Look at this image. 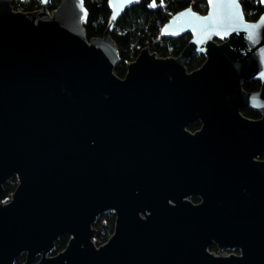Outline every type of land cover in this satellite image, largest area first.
<instances>
[{"label":"water","instance_id":"obj_1","mask_svg":"<svg viewBox=\"0 0 264 264\" xmlns=\"http://www.w3.org/2000/svg\"><path fill=\"white\" fill-rule=\"evenodd\" d=\"M48 2L0 0V264H264V14L247 20L241 0L181 10L162 34H190L183 52L145 47L121 77L110 29L88 38L85 0ZM139 2L110 0L112 24ZM105 212L115 229L97 245Z\"/></svg>","mask_w":264,"mask_h":264},{"label":"trees","instance_id":"obj_2","mask_svg":"<svg viewBox=\"0 0 264 264\" xmlns=\"http://www.w3.org/2000/svg\"><path fill=\"white\" fill-rule=\"evenodd\" d=\"M62 0H49L48 9L55 10ZM110 0H85L88 8V16L84 22L88 38L103 37L106 30L110 29L113 39L117 41L120 50V62L115 72L121 77L127 74L128 64L136 59L143 48L148 47L158 56L172 57L180 55L185 46L190 42L192 36L183 34L181 37H166L162 34L164 24L167 23L174 14L189 7H194L200 13L208 10L206 0H140L136 5L129 7L112 24V9L109 6ZM247 19L257 20L264 13L261 0H241ZM203 2L205 9H201ZM155 5V6H153ZM14 9L23 11H35L42 7V0H13ZM206 61L203 53L197 52L190 57L188 69L195 70ZM261 83L251 80L244 84L248 91L259 90ZM244 114L250 118L259 114L255 110L244 109ZM197 125H192L195 130ZM17 178L5 184L6 195H10L16 189ZM95 223L97 228L96 242L102 245L114 232L116 216L114 212H105L99 216ZM69 243L67 235L61 236L56 243L54 254L59 253ZM26 255L17 259V264H22Z\"/></svg>","mask_w":264,"mask_h":264},{"label":"flooded vegetation","instance_id":"obj_3","mask_svg":"<svg viewBox=\"0 0 264 264\" xmlns=\"http://www.w3.org/2000/svg\"><path fill=\"white\" fill-rule=\"evenodd\" d=\"M261 4H262V2H261ZM262 6H263V4H262ZM264 7V6H263ZM245 14H246V12H245ZM264 13H262L261 15H263ZM260 15V16H261ZM259 16V17H260ZM247 17V16H246ZM259 19V18H258ZM257 19V20H258ZM247 20H250V21H257V20H251V19H247ZM252 80H255V79H252ZM255 81H259L260 83H261V86H262V82L260 81V80H255ZM250 82V81H249ZM245 84V83H244ZM244 86V85H243ZM261 86H260V89L259 90H251V91H248V92H259L262 88H261ZM245 89V88H244ZM244 109H250V110H255V109H251V108H243L241 111L243 112V114H244ZM258 114H259V116H257V117H252L253 119H259V118H261L262 117V115H261V113L258 111V110H255ZM245 115V114H244ZM246 116V115H245ZM248 117V116H247ZM248 118H250V117H248ZM252 118H250V119H252ZM192 125H197V128L195 129V130H193V129H191V126ZM189 130H191L193 133H195V132H197L199 129H201L202 128V124H201V121L200 120H197V122H195V123H192V124H190V125H188V127H187ZM257 159L258 160H261V161H264V154H262V155H260V156H258L257 157ZM17 178V185H18V183H19V178H18V176H12V178ZM12 178L9 180V181H11L12 180ZM9 181H7L6 183H8ZM5 183V184H6ZM5 184H4V188H5ZM17 185H16V188H17ZM16 190V189H15ZM14 190V191H15ZM14 191H12V193L10 194V195H6V188H5V194L3 195V198H5V197H10L12 194H13V192ZM190 199L194 202V203H196V204H199V203H201V198L199 197V196H191L190 197ZM70 241V240H69ZM98 245V244H97ZM209 250L212 252V253H215V254H217V255H226V254H230V253H239L240 251L236 248V250H222V249H220L219 248V246L216 244V243H214L210 248H209Z\"/></svg>","mask_w":264,"mask_h":264},{"label":"built area","instance_id":"obj_4","mask_svg":"<svg viewBox=\"0 0 264 264\" xmlns=\"http://www.w3.org/2000/svg\"><path fill=\"white\" fill-rule=\"evenodd\" d=\"M208 5V3H207ZM206 8V4L203 2V4L201 5V9H205Z\"/></svg>","mask_w":264,"mask_h":264},{"label":"snow or ice","instance_id":"obj_5","mask_svg":"<svg viewBox=\"0 0 264 264\" xmlns=\"http://www.w3.org/2000/svg\"><path fill=\"white\" fill-rule=\"evenodd\" d=\"M153 6H155V5H153Z\"/></svg>","mask_w":264,"mask_h":264},{"label":"rangeland","instance_id":"obj_6","mask_svg":"<svg viewBox=\"0 0 264 264\" xmlns=\"http://www.w3.org/2000/svg\"><path fill=\"white\" fill-rule=\"evenodd\" d=\"M174 56V55H173Z\"/></svg>","mask_w":264,"mask_h":264}]
</instances>
